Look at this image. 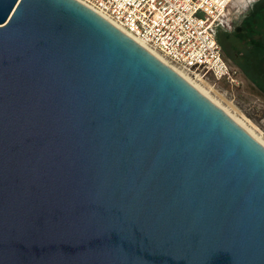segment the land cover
<instances>
[{"label":"water","instance_id":"95a60500","mask_svg":"<svg viewBox=\"0 0 264 264\" xmlns=\"http://www.w3.org/2000/svg\"><path fill=\"white\" fill-rule=\"evenodd\" d=\"M0 264H264V147L77 0H0Z\"/></svg>","mask_w":264,"mask_h":264},{"label":"built area","instance_id":"2783aa9c","mask_svg":"<svg viewBox=\"0 0 264 264\" xmlns=\"http://www.w3.org/2000/svg\"><path fill=\"white\" fill-rule=\"evenodd\" d=\"M166 63L194 80L242 86L241 73L223 55L213 26L239 0H77Z\"/></svg>","mask_w":264,"mask_h":264},{"label":"rangeland","instance_id":"374dc122","mask_svg":"<svg viewBox=\"0 0 264 264\" xmlns=\"http://www.w3.org/2000/svg\"><path fill=\"white\" fill-rule=\"evenodd\" d=\"M256 1L257 0H239L227 7L226 12L228 14L225 13L224 16H221L222 21L224 22V27H227L228 29V27L230 28V24H232L231 30H233L235 27V31H237V34L235 35L230 34L227 35V37H224V39H222L224 42H219V44L221 46L224 57L230 63L238 67L242 77V86L237 89H229L225 85L221 84H215L214 86H212L210 82L206 84H208L213 90H215L224 101L234 106L235 109L239 111L250 123L245 121V119L242 118L239 113L232 110V108L229 107L227 103H225L221 98H219L218 95H216L212 91H208L210 97L213 100L221 104L223 107L227 108L232 115L234 114L237 118H239L248 129L252 130L256 136L260 137L264 141V91L261 89V87H258L256 84H254L255 82L253 83L251 81L252 78H254L253 75H245L244 73H242L240 67L236 64V62H233L231 60V55L237 54L238 58H236V60L246 65V58L244 59V55L247 53L248 46L245 42L247 36H245L244 33L247 30L246 28H244V30L242 29V27L246 25V22H244L243 20L245 19L246 14L249 10L248 5H251ZM263 8L264 7L262 3H260L255 8L256 13H258L257 16H259L260 18L261 13L263 12ZM239 55L242 56L241 59ZM259 55L260 60L262 61L260 50ZM182 74L185 75L184 73ZM185 76L188 77L187 75ZM188 78L195 83L199 82L197 80L191 79L190 77ZM254 128H257L260 132H262V134L260 135Z\"/></svg>","mask_w":264,"mask_h":264},{"label":"flooded vegetation","instance_id":"af4514ba","mask_svg":"<svg viewBox=\"0 0 264 264\" xmlns=\"http://www.w3.org/2000/svg\"><path fill=\"white\" fill-rule=\"evenodd\" d=\"M260 3H262L264 7V0H257L251 5H248L249 10L246 14V17L248 18L246 21L247 38L245 40L248 48L247 53L244 55V59L246 58V65L236 60V58H238L237 54L231 55V60L236 62L242 73L245 71L247 75H253L254 78H252L251 81L253 83L255 82L254 84H256L258 87H261V89L264 91V8L263 12L261 13V19H258L260 17L257 16L258 13L255 11L256 6H258ZM226 11L227 10L224 11L222 16H224L225 13L228 14ZM231 29L232 24H230V28L228 27L227 29V27H224V22L220 17L213 26V33L217 42L219 41L223 43L224 41L222 39H224V37H227V35L230 34L235 35L237 33V31H235V27L233 30ZM259 50L261 52L262 61L260 60ZM239 57L241 59L242 56L239 55Z\"/></svg>","mask_w":264,"mask_h":264},{"label":"bare ground","instance_id":"6f19581e","mask_svg":"<svg viewBox=\"0 0 264 264\" xmlns=\"http://www.w3.org/2000/svg\"><path fill=\"white\" fill-rule=\"evenodd\" d=\"M112 24V23H111ZM113 26H115L114 24H112ZM117 29H120V28H118L117 26H115ZM120 31H122V30H120ZM123 32V31H122ZM124 33V32H123ZM129 36V35H128ZM129 37H131V36H129ZM136 43H138L139 45H141L143 48H145L147 51H149L152 55H154L157 59H159L160 61H162L163 63H165L164 62V60L156 53V52H154V51H152V50H149L148 48H146V46L141 42V41H139V40H137V39H135V38H132ZM166 64V63H165ZM170 68H172L173 70H175L180 76H182L186 81H188L193 87H195L200 93H202L205 97H207L210 101H212L215 105H217L219 108H221L234 122H236L241 128H243L248 134H250L261 146H263L264 147V141L260 138V137H258V136H256L255 134H254V132L252 131V130H250V129H248L246 126H245V124H243V122L239 119V118H237L234 114L232 115L229 111H228V109L227 108H225V107H223L221 104H219L218 102H216L215 100H213L211 97H210V95H209V93H208V91H212L213 93H215L216 95H218V93L215 91V90H213L208 84H206L204 81H201V80H199V82H197V83H195V82H193L192 80H190L188 77H186L185 75H183L182 73H180L179 71H177L175 68H173V67H171V66H169ZM199 83V84H198ZM200 84H202V85H200ZM206 87V88H204V87ZM219 96V95H218ZM219 98H221L220 96H219ZM222 99V98H221ZM223 100V99H222ZM224 101V100H223ZM225 103H227L226 101H224ZM227 105L229 106V107H231L232 108V110H234L235 112H237V113H239V115H241V117L242 118H244L245 119V121H247L248 123H250L248 120H246V118L239 112V111H237L236 109H235V107L234 106H232L231 104H229V103H227ZM260 135L262 134V132H260L257 128H254Z\"/></svg>","mask_w":264,"mask_h":264},{"label":"trees","instance_id":"16d2710c","mask_svg":"<svg viewBox=\"0 0 264 264\" xmlns=\"http://www.w3.org/2000/svg\"><path fill=\"white\" fill-rule=\"evenodd\" d=\"M259 19V18H258ZM261 19V18H260ZM244 22H246L247 21V17H245V19L243 20ZM260 26H261V24H260ZM244 28H246V25L245 26H243L242 27V29L244 30ZM237 34V33H236ZM245 34V36H246V32L244 33ZM219 42V41H218ZM244 72V71H243ZM244 74L245 75H247L245 72H244Z\"/></svg>","mask_w":264,"mask_h":264}]
</instances>
